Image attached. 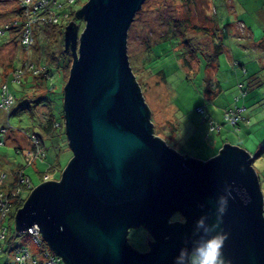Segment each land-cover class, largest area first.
I'll use <instances>...</instances> for the list:
<instances>
[{
	"label": "water",
	"instance_id": "obj_1",
	"mask_svg": "<svg viewBox=\"0 0 264 264\" xmlns=\"http://www.w3.org/2000/svg\"><path fill=\"white\" fill-rule=\"evenodd\" d=\"M143 1L87 0L77 10L82 32L67 27L72 62L63 110L73 155L58 180L33 188L15 226L38 227L65 264H173L180 247H191L196 219L215 218L227 184L234 198L221 225L229 233L224 256L264 264V200L252 156L225 143L208 161L185 158L153 133L126 53ZM175 212L186 223L168 227ZM141 225L153 236L149 251L127 244L128 229Z\"/></svg>",
	"mask_w": 264,
	"mask_h": 264
},
{
	"label": "rangeland",
	"instance_id": "obj_2",
	"mask_svg": "<svg viewBox=\"0 0 264 264\" xmlns=\"http://www.w3.org/2000/svg\"><path fill=\"white\" fill-rule=\"evenodd\" d=\"M86 2L75 0L71 10L76 12ZM29 11L22 9L16 0H0V28L9 29L5 37H0V88L7 80L9 92L15 98L9 112L0 111V177L3 174L11 176L0 179V189L8 195L7 200L12 206L17 195L12 194L13 191L7 193V182L13 183L14 189L19 188L27 197L40 183L54 180V174L55 180H58L73 155L67 139L62 145L59 142L63 139L54 137L50 140L49 135L42 131L46 157L36 158L32 148L36 143L34 137L37 141L38 138L31 133L38 132V122L43 123L49 115L44 101L50 103L57 115L63 110L64 87L71 63L66 62L64 67L57 63L64 51L65 33L54 32V38L49 39L42 30L58 24L49 22L48 15L43 11L40 14L31 13L38 18L30 23ZM70 14L62 19L60 25L65 27L71 20ZM72 18L79 25L77 33L80 34L85 21L82 17ZM28 23L33 38L23 47L22 35ZM60 25L58 28L64 31L65 28ZM11 27L17 29L10 30ZM178 28H186V37L197 43L219 42L222 45L215 68L206 70L202 54L192 57L189 66L184 65V51L177 37L162 39L163 36L176 34ZM49 52L55 56L51 65L56 66L49 83L36 84V90L35 86L27 83V80L30 83L37 81L26 69H22L25 76L21 77L20 83L10 80L14 67L21 62L44 63ZM126 53L149 110L154 135L169 147L178 142V149L191 154L198 149L195 139H200L217 140L221 146L229 143L245 149L251 156L262 149L264 0H144L129 25ZM47 85L52 89H47ZM240 87L246 91L243 97ZM242 105L245 107L243 113L250 122L248 126L241 122L238 130L224 123L219 132H210L204 114L197 111L198 107L204 106L206 115L208 110H212V119L222 123L225 111ZM49 164L53 167L47 169ZM252 166L264 200V153L254 159ZM17 168L29 178V186H20V171ZM45 171H48V176L45 173L40 176ZM5 224L10 225V231H13L12 223L6 220ZM127 240L131 247L144 252L149 251L148 240L153 241V236L143 226H136L128 229ZM0 249V264H5L12 259V254L4 241L0 243Z\"/></svg>",
	"mask_w": 264,
	"mask_h": 264
},
{
	"label": "trees",
	"instance_id": "obj_3",
	"mask_svg": "<svg viewBox=\"0 0 264 264\" xmlns=\"http://www.w3.org/2000/svg\"><path fill=\"white\" fill-rule=\"evenodd\" d=\"M74 3H75V0L70 5H67L68 8L66 7V8L60 9L59 14H61V18L57 22L58 25H60V23L62 22V19H63L62 15H64L65 13H69V14L71 13L70 14L71 15V20H69L67 22L65 27H64V25H60V26H63L65 28L64 31H62V28H58V25H55L56 28H55V26H48V27H45V28L42 29V30H44V34H45V36H47V38H49V39L54 38V35H55L56 32H58V33L64 32L65 33L66 30H67V27L70 24L74 27V29L76 31L78 30L79 25L75 23V21L73 20L72 16H78V17H82V16H80L78 14L79 11L75 12V11L71 10V6ZM57 11H59V10H57ZM12 28H13V30L17 29L16 27H11L10 30H12ZM1 30L4 33L2 35H0V37H5L6 34H7V31L9 29L5 30L4 28L1 27ZM186 34H187L186 28H178L177 31H176V34L169 35V36H167V35L163 36L162 39H165V38L170 37V36L177 37V39L179 40V43L182 44V49L184 51L183 63H184L185 66H189L188 62H189V60L192 57L196 58L198 54H202L204 56V58H205L206 70L209 69V68H212V67L215 68L217 66V63H218V57H219V55H220V53L222 52V49H223L222 45L219 42L218 43L213 42L212 44H210V43H203V44L202 43H197V42L193 41L192 39L186 37ZM50 51H51V47H50ZM54 59H55V56L51 55L50 52H49L47 54L46 58L44 59V63H42V62L40 63L39 61L34 62L33 63L34 64L33 68H32V70H29V72H30V75L32 76V78L35 81H37V82L30 83L29 80H27V83H29L32 87L35 86L36 90L38 89L36 84H38L40 82H45L46 84L49 83L51 81L52 77H53V74L55 73L54 71H56V66H52L51 65V61H54ZM66 62H68L69 64L72 62V53H71L70 48H65V46H64V51H63L62 55L58 58L57 63H58V65L60 67H64ZM24 67H25L24 64H22V62H21L19 66L14 67V70L22 69V68L24 69ZM36 70H37V72H36ZM24 76L25 75L22 74L21 77L23 78ZM9 77H10V80L14 81L12 74H10ZM21 77H20V79L18 81H15V82L20 83ZM5 79H6V77H5ZM134 79H135V82H136L137 86L140 89V86L138 85L135 76H134ZM3 85L6 86V90H7L8 94L11 95V97L13 98V102L12 103H14L15 102V98L11 94V92H9V86H8L7 80H5L4 83L1 84L0 97H1L2 86ZM47 89L51 90L52 87L47 85ZM241 92H242L241 96L243 97L246 94V91L241 88ZM239 97L240 96L237 97V100H239ZM41 98L42 97L40 96L39 99H41ZM12 103L10 104V107H11ZM44 103H45V105H48L49 115L47 116V118L45 119V121L43 123L38 122V127H39L38 128V132L31 133V136L36 135V137L38 138V141L35 144L32 145L33 151L36 154V158L37 157L38 158L46 157V149H45V146H44V138L42 137L41 131L44 132L45 134L49 135L50 140L53 139L54 137H55V139H56V137H60L61 141L63 139L62 142H59L62 145H65V144H63V142H64V140L67 139L66 130H65V127H64V110H60L59 114L57 115V114H55L53 112V109H52L50 103L47 100H45ZM10 107H9V109L7 111L3 110V109H0V111L9 112L10 111ZM200 107L203 108V111L202 112L198 111V112L199 113H204V120L207 121L208 119H211L216 124L221 125V127H222V125L224 123H227L224 120V114H225L226 111L224 112L223 117H222V121L223 122L219 123V122L214 121V119L209 118L205 114L204 106H200ZM242 107H244V106L242 105ZM235 108H237V107H235ZM235 108H231L229 110H232V109H235ZM244 110H245V107H244ZM149 115H150V113H149ZM241 115L244 117V120H247V122L242 120V121H239L236 125H232L237 130L240 129L239 124L241 122L244 123L243 124L244 126H248L249 122H250L249 118L247 116H245L243 112H242ZM206 124H207V122H206ZM220 129L218 131L217 130H212V131L219 132ZM152 130H153V128H152ZM59 143L56 142V144H59ZM53 145H55V144H53ZM16 149H18V148H16ZM19 151L21 152V150H19ZM262 153H264V146L262 147V149L258 153H256L254 156H252L253 161H254L255 158H257L260 155H262ZM185 158H187V157H185ZM51 167H53V165L49 164L47 169H49ZM17 170L20 171V172H18L19 177L22 176V175L25 176L24 172H22L20 168H17ZM45 172H48V171H45ZM45 172L40 173V176H41V174H43ZM10 177L7 174H3L0 177V179H6V178H10ZM54 178L56 179L55 174H54ZM14 181H16V180L14 179ZM12 184L13 183H11V182H7V185H6L7 186V188H6L7 189V193L13 191V189L15 188V185L14 184L12 185ZM0 188H1V186H0ZM3 192H5V191L0 189V193L3 194ZM4 196H8V195L4 194ZM28 196L24 197L22 190L19 189L17 196L13 200L14 201L13 202V206L11 205L9 213L3 218L2 222H1V227L5 228V230H6L5 231V239L3 241L9 246V248H10L9 252H11V254H13V251H15L18 247H23V246L29 247L35 253V246L32 243V240H31L30 236L27 233L23 232L22 230H18L16 228L15 222H14V217H15V213H16L17 209H19V207H21L23 205V203L28 198ZM2 198H4V197H2ZM263 208H264V204H263ZM6 220L10 224L12 223V225H14L13 231H10V228H9L10 225H6L5 224ZM166 225L168 227L170 226L168 223H166ZM141 226L146 228L148 230V232H150V234H151V231L147 228L146 225H141ZM127 244L129 245L128 240H127ZM0 251H2V249H0ZM46 251L54 252L49 247L47 242L42 239L41 247L38 248V252H37V254H38L39 258H40L39 259V264H41L42 259L44 258V252H46Z\"/></svg>",
	"mask_w": 264,
	"mask_h": 264
},
{
	"label": "built area",
	"instance_id": "obj_4",
	"mask_svg": "<svg viewBox=\"0 0 264 264\" xmlns=\"http://www.w3.org/2000/svg\"><path fill=\"white\" fill-rule=\"evenodd\" d=\"M18 1L20 7L22 9H27L29 11V15H31V20L29 21L30 23L33 20H37V16H33L31 13H37L40 14L43 13L48 15L47 19L49 22L57 24V22L61 18V14H59L60 9L66 8L67 5H70L74 0H16ZM50 3V5H49ZM65 5V6H64ZM68 8V7H67ZM59 10V11H57ZM68 13H65L62 15L63 18L67 17ZM42 20H45L44 17L41 18ZM4 32L0 28V35H2ZM22 45L25 47L27 44L26 42H29V40H32V33H31V27L29 26V23L26 24L24 27V33L22 35ZM24 64V69L26 71L32 70L33 68V63L25 62ZM23 69V68H22ZM22 69H16L13 71V80L18 81L20 77L23 74ZM37 72V70H36ZM13 102V98L11 95L8 94L6 90V86H2V93L0 97V109L3 110H8L10 107V104ZM244 110V107H237L232 110H228L224 114V120L231 124V125H236L239 121L244 120V117L241 115ZM197 111L202 112L203 108L198 107ZM247 122V120H244ZM207 125L210 130H219L221 128V125L216 124L213 122V120L208 119L207 120ZM34 141L37 142V139L34 137ZM45 172V176H48V173ZM21 174V173H20ZM20 186H29L30 180L27 176H20ZM19 188H16L13 190L12 194H18ZM4 197V198H2ZM11 204L7 200V196H4V194L0 193V243L5 239V228L1 227V222L3 218L9 213ZM23 232L27 233L31 240L32 243L35 246V253L27 246L23 247H18L15 251H13L12 254V259L7 261L5 264H39V256L37 254L38 248L41 247V241L44 238L42 237L38 227L33 226L30 228H27L25 230H22ZM41 264H65L62 260V258L54 253V252H44V258L42 259Z\"/></svg>",
	"mask_w": 264,
	"mask_h": 264
},
{
	"label": "clouds",
	"instance_id": "obj_5",
	"mask_svg": "<svg viewBox=\"0 0 264 264\" xmlns=\"http://www.w3.org/2000/svg\"><path fill=\"white\" fill-rule=\"evenodd\" d=\"M232 191V187L226 184L224 194L217 197L214 219L211 214H204L196 219L193 230L195 239L191 242V247H180L178 254L173 258V264H231L223 253L229 233L224 231L221 225L228 209L229 198H234ZM236 192L239 195V191ZM177 222L186 223V218L179 212L168 219L169 225Z\"/></svg>",
	"mask_w": 264,
	"mask_h": 264
},
{
	"label": "crops",
	"instance_id": "obj_6",
	"mask_svg": "<svg viewBox=\"0 0 264 264\" xmlns=\"http://www.w3.org/2000/svg\"><path fill=\"white\" fill-rule=\"evenodd\" d=\"M204 110H205V107H204ZM201 114H204V113H201ZM213 115H214L213 111L212 110H208V115L207 116L209 118H213ZM209 131L210 132H214L212 130H209ZM195 141H196L195 145L198 146V149H197V151H195L194 153H191V154L190 153L188 154V152L183 153L180 149H178L180 147L178 142H176L174 144V146L171 147V148L173 150H175L177 153L182 154L183 156L187 155L188 157H193V158H196L198 160L208 161V160L214 158L215 156H217L219 154L220 150L224 146V144L222 146L219 145L217 140L216 141H213V140L212 141H208V140L195 139ZM207 142H209V143H207ZM227 144H229V143H227ZM229 145H231V144H229Z\"/></svg>",
	"mask_w": 264,
	"mask_h": 264
}]
</instances>
